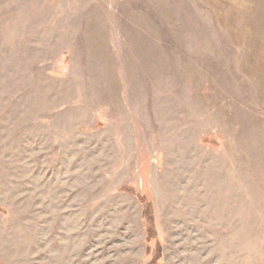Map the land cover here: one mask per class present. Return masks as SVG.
Instances as JSON below:
<instances>
[{"label": "rangeland", "instance_id": "1", "mask_svg": "<svg viewBox=\"0 0 264 264\" xmlns=\"http://www.w3.org/2000/svg\"><path fill=\"white\" fill-rule=\"evenodd\" d=\"M264 264V0H0V264Z\"/></svg>", "mask_w": 264, "mask_h": 264}, {"label": "trees", "instance_id": "2", "mask_svg": "<svg viewBox=\"0 0 264 264\" xmlns=\"http://www.w3.org/2000/svg\"><path fill=\"white\" fill-rule=\"evenodd\" d=\"M151 264H154V263H151Z\"/></svg>", "mask_w": 264, "mask_h": 264}]
</instances>
